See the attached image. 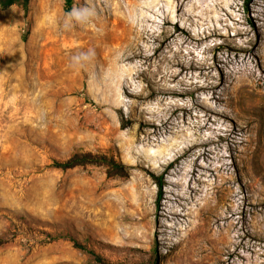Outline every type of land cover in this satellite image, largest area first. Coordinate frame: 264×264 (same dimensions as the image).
<instances>
[{
    "label": "rangeland",
    "instance_id": "rangeland-1",
    "mask_svg": "<svg viewBox=\"0 0 264 264\" xmlns=\"http://www.w3.org/2000/svg\"><path fill=\"white\" fill-rule=\"evenodd\" d=\"M64 3L0 8V264H264V0Z\"/></svg>",
    "mask_w": 264,
    "mask_h": 264
},
{
    "label": "trees",
    "instance_id": "trees-1",
    "mask_svg": "<svg viewBox=\"0 0 264 264\" xmlns=\"http://www.w3.org/2000/svg\"><path fill=\"white\" fill-rule=\"evenodd\" d=\"M29 2L30 0H0V8L6 9L14 4L21 5L25 11H28L29 9ZM74 0H65L64 3V9L66 11H71L73 9ZM87 163H99V164H105L108 166V172L110 175H125L126 174V166L117 161L113 157H107L106 155H99V154H93V153H82V154H75L74 156L68 158L67 160L63 162H55L54 165L56 167L62 168V169H68L73 168L78 165L87 164ZM157 184L159 187V195L158 199L159 201L163 197V180L162 178L157 177ZM53 239V238H52ZM75 245L79 248L85 249V246L82 244H79L77 241L75 242ZM93 253V252H92ZM95 256V261L97 264H107L101 256L93 253Z\"/></svg>",
    "mask_w": 264,
    "mask_h": 264
},
{
    "label": "bare ground",
    "instance_id": "bare-ground-1",
    "mask_svg": "<svg viewBox=\"0 0 264 264\" xmlns=\"http://www.w3.org/2000/svg\"><path fill=\"white\" fill-rule=\"evenodd\" d=\"M2 25H4V24H2ZM3 28V27H2ZM1 34V33H0ZM3 41V40H2ZM20 97V96H19ZM19 97H17V98H19ZM13 101V100H12ZM14 101H17V100H14Z\"/></svg>",
    "mask_w": 264,
    "mask_h": 264
}]
</instances>
